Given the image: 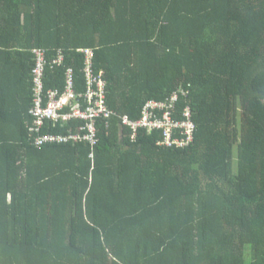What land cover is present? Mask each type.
Here are the masks:
<instances>
[{
    "label": "trees",
    "instance_id": "obj_1",
    "mask_svg": "<svg viewBox=\"0 0 264 264\" xmlns=\"http://www.w3.org/2000/svg\"><path fill=\"white\" fill-rule=\"evenodd\" d=\"M46 88L85 55L104 71L112 128L47 144L32 133L33 50ZM179 89L187 91L181 95ZM179 92L195 138L121 125ZM264 264V0H0V264Z\"/></svg>",
    "mask_w": 264,
    "mask_h": 264
},
{
    "label": "built area",
    "instance_id": "obj_2",
    "mask_svg": "<svg viewBox=\"0 0 264 264\" xmlns=\"http://www.w3.org/2000/svg\"><path fill=\"white\" fill-rule=\"evenodd\" d=\"M85 55V90H80L76 78L75 69L68 67L65 73V85L63 88H46L47 67L61 66L64 62L63 52L49 59L43 49H34L35 65L33 76V105L30 114L33 117L32 133H40L46 121L71 124L76 121L77 130H69L67 135H40L35 144L40 147L47 144L88 142L95 144L98 140L100 129L99 121H105L107 130L112 128L111 121L114 112L107 101V82L104 71L96 72L94 67V51L91 49L80 50ZM181 95L187 91L179 89ZM179 92L174 93L165 101L149 100L143 107L142 117L138 121L123 116L121 125L130 128L134 137L139 129H147L150 132H162L163 147H187L195 138L196 124L191 119L189 107L183 112V120L173 119L175 101L179 98Z\"/></svg>",
    "mask_w": 264,
    "mask_h": 264
},
{
    "label": "rangeland",
    "instance_id": "obj_3",
    "mask_svg": "<svg viewBox=\"0 0 264 264\" xmlns=\"http://www.w3.org/2000/svg\"><path fill=\"white\" fill-rule=\"evenodd\" d=\"M249 260V259H248ZM251 262V260L248 261V264Z\"/></svg>",
    "mask_w": 264,
    "mask_h": 264
}]
</instances>
